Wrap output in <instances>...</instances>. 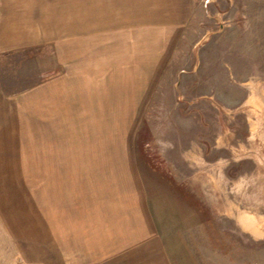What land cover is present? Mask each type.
<instances>
[{"label": "rangeland", "instance_id": "rangeland-1", "mask_svg": "<svg viewBox=\"0 0 264 264\" xmlns=\"http://www.w3.org/2000/svg\"><path fill=\"white\" fill-rule=\"evenodd\" d=\"M5 15L0 264H264V0H192L145 107L100 125L61 122L54 45Z\"/></svg>", "mask_w": 264, "mask_h": 264}, {"label": "crops", "instance_id": "crops-1", "mask_svg": "<svg viewBox=\"0 0 264 264\" xmlns=\"http://www.w3.org/2000/svg\"><path fill=\"white\" fill-rule=\"evenodd\" d=\"M191 4L192 0H11L0 4V11L11 22L5 31L12 38L9 45H54L62 67L61 122L100 125L121 122L120 116L134 103L145 107L143 100L164 74L190 21ZM136 91L142 97L134 99Z\"/></svg>", "mask_w": 264, "mask_h": 264}]
</instances>
